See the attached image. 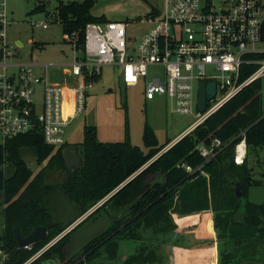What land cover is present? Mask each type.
<instances>
[{"label":"trees","instance_id":"trees-1","mask_svg":"<svg viewBox=\"0 0 264 264\" xmlns=\"http://www.w3.org/2000/svg\"><path fill=\"white\" fill-rule=\"evenodd\" d=\"M92 5V0H57L55 18L62 35L76 33V50L83 43L87 23L106 21L90 13ZM44 10L39 3L33 11ZM156 13L153 9L149 15ZM261 86L260 79L245 86L160 154L170 140L159 144L147 122L141 137L145 150L131 144L127 133L122 142H99L95 126L85 124L82 141L76 145L81 165L72 170L66 169L63 160L67 142L51 147L38 131L4 140L0 143L1 264H114L121 242L132 245L120 264H159L163 245L178 244L180 238L172 216L204 211L212 212L218 264H264V201L253 203L247 194L249 187L264 184V179L253 178L248 163L251 153L264 147ZM242 131L246 157L236 165L234 146ZM213 137L221 141L222 150L204 163L205 175L189 174L184 166L200 165L198 145ZM23 150L32 152L34 169L24 160ZM7 166L12 168L9 175L3 170ZM122 183L91 215L28 262ZM238 184L240 198L234 192ZM100 212L107 220L105 228L68 254L71 235ZM38 226L45 228L46 237L27 248L18 247L13 229L25 237Z\"/></svg>","mask_w":264,"mask_h":264},{"label":"built area","instance_id":"built-area-1","mask_svg":"<svg viewBox=\"0 0 264 264\" xmlns=\"http://www.w3.org/2000/svg\"><path fill=\"white\" fill-rule=\"evenodd\" d=\"M150 27L136 42L127 32L128 23L104 21L87 23L83 43L75 49L76 33H64L63 40L75 53L63 74L70 78L51 80L38 74L31 64L6 62L13 52L0 45V137L6 139L38 131L45 144L57 148L65 143L66 127L85 105L92 77L100 75L105 65L119 67L125 85L143 82L146 100L164 95L172 112L196 119L187 133L201 124L226 101L251 82L260 79L264 112V0H222L215 7L212 0H163L161 10L140 20ZM8 23L4 4L0 3V38ZM35 26L46 28L44 23ZM161 67L148 77V67ZM10 70V71H9ZM200 82H214V97L206 109H197ZM234 146L233 162L241 165L246 157L244 132ZM213 137L198 145L202 167L222 150Z\"/></svg>","mask_w":264,"mask_h":264},{"label":"rangeland","instance_id":"rangeland-1","mask_svg":"<svg viewBox=\"0 0 264 264\" xmlns=\"http://www.w3.org/2000/svg\"><path fill=\"white\" fill-rule=\"evenodd\" d=\"M92 1L90 13L93 16H103L107 21L128 23V35L136 42L150 27L147 22L141 24L140 20H145L153 9L159 12L163 3V0ZM212 1L215 7H218L222 2V0ZM0 3L4 4L8 18V23L3 29L5 31L4 37L0 38V45L13 52V55L8 57L6 62L17 64L41 63L47 67L46 73L52 81L63 80L65 77L67 84H69L70 78L63 74V70L66 69L65 71H67V68L55 65L71 62L75 55L72 45L62 40L61 25L55 18L57 0H0ZM39 3L43 4L45 10L33 11ZM40 22L46 24L47 27L35 26ZM17 42L21 44L17 45ZM33 42L39 43L40 46L36 47ZM34 69L38 74L44 72L43 67L34 66ZM160 71L161 67L159 66H149L147 78L159 74ZM100 72L99 78L92 82L86 90L85 105L82 112L66 127V140L69 145L81 143L83 126L86 124L95 126L99 142H122L127 133L131 144L145 150L141 137L143 124L147 122L159 144H163L167 139L170 140L159 151L158 154H160L168 149L172 143H175L176 137L183 133L196 119L195 114L182 116L172 112L169 108V100L164 95L157 94L153 99L146 100L143 96V82L140 81L136 85L123 84L119 78V67L116 65L102 66ZM0 143H2L1 137ZM23 158L31 168H35L32 152L23 150ZM248 163L249 167L252 168L253 178L264 179V147L251 153ZM3 170L5 175H9L12 168L7 166ZM247 194L249 201L262 203L264 201V184L249 187ZM103 200L75 221L86 215V217L91 215ZM71 225L50 239L28 262L37 258L43 251L67 235ZM106 225L107 220L102 212L88 219L71 235L68 254L74 253ZM129 252L130 250H128ZM3 255V252L0 251V264ZM57 264L61 263L57 262Z\"/></svg>","mask_w":264,"mask_h":264},{"label":"crops","instance_id":"crops-1","mask_svg":"<svg viewBox=\"0 0 264 264\" xmlns=\"http://www.w3.org/2000/svg\"><path fill=\"white\" fill-rule=\"evenodd\" d=\"M68 63L70 62L55 65L66 68ZM31 65L43 68L45 66L41 63H31ZM186 131L187 129L176 138L184 135ZM65 141L67 142L66 133ZM172 218L176 224V232L183 239L181 242L178 240V244L163 245V255L166 259L164 264H217L218 244L212 225V230L209 225V222H213L212 212L204 211L185 216L173 215Z\"/></svg>","mask_w":264,"mask_h":264},{"label":"water","instance_id":"water-1","mask_svg":"<svg viewBox=\"0 0 264 264\" xmlns=\"http://www.w3.org/2000/svg\"><path fill=\"white\" fill-rule=\"evenodd\" d=\"M20 44H21L20 42H17V45H20ZM214 94H215V83L214 82H208V83L200 82L199 83V86H198V89H197V109H198V111L200 113H203L205 111L207 101L212 99L214 97ZM179 139H177L176 141H178ZM172 144H174V143H172ZM63 160H64V164H65V167H66L67 170L76 169L77 167H79L81 165V158H80V156L77 153L76 145L70 144V145H68L67 147L64 148V150H63ZM133 176H131L129 179H127L125 181V183L128 180H130L131 178H133ZM120 187H118L116 190H118ZM234 192H235V196L237 198L241 197V195H242L241 194V186L239 184L236 185ZM112 194L113 193H111L109 196H111ZM100 205H101V203L98 206H100ZM86 216H84L82 219L80 218L78 221L73 222L72 225H71V229L74 228L77 224H79L83 219H85ZM209 225H210V228H211L212 222H209ZM211 230H212V228H211ZM13 234H14V237H15V240H16V243H17L18 247L27 248V247L31 246L32 244H34L35 242L43 240L46 237V230H45L44 227L38 226V227L34 228L27 236L22 237L20 235L18 229L14 228L13 229Z\"/></svg>","mask_w":264,"mask_h":264},{"label":"flooded vegetation","instance_id":"flooded-vegetation-1","mask_svg":"<svg viewBox=\"0 0 264 264\" xmlns=\"http://www.w3.org/2000/svg\"><path fill=\"white\" fill-rule=\"evenodd\" d=\"M123 184V183H122ZM121 184V185H122ZM120 185V186H121ZM119 186V187H120ZM118 188V187H117ZM116 188V189H117ZM115 189V190H116ZM114 190V191H115ZM114 191L112 192V193H114ZM111 194V193H110ZM109 194V195H110ZM108 195V196H109ZM107 196V197H108ZM107 197H105L104 198V200L102 201V203L105 201V199L107 198ZM110 197V196H109ZM108 197V198H109ZM101 203V204H102ZM99 205V204H98ZM97 207H99V206H97ZM96 207V208H97ZM92 209V208H91ZM88 211V210H87ZM86 211V212H87ZM173 222H174V220H173ZM175 223V222H174ZM213 223V222H212ZM212 228H213V224H212ZM73 229V228H72ZM174 232L177 234V232H176V224H175V229H174ZM179 235V234H178ZM216 238V237H215ZM182 239H183V237H180L178 240H179V242H181L182 241ZM132 245V243H127V242H121L120 243V249H119V251H118V254H117V257H116V259L113 261L114 262V264H116V263H119L120 264V261H122V260H124L125 258H126V256H127V253H128V250L127 249H129L130 248V246ZM163 249V248H162ZM161 255H162V261L159 263V264H164L165 262H166V259H164V255H163V250H161ZM166 258V257H165ZM116 262V263H115ZM157 264V263H156ZM218 264V263H217Z\"/></svg>","mask_w":264,"mask_h":264}]
</instances>
